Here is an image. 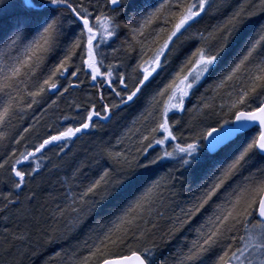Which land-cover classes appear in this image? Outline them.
I'll return each instance as SVG.
<instances>
[{
  "label": "snow or ice",
  "instance_id": "obj_1",
  "mask_svg": "<svg viewBox=\"0 0 264 264\" xmlns=\"http://www.w3.org/2000/svg\"><path fill=\"white\" fill-rule=\"evenodd\" d=\"M84 136L88 170L42 224L21 193ZM0 148V264H22L33 229L65 264L169 247L172 264H264V0H0Z\"/></svg>",
  "mask_w": 264,
  "mask_h": 264
},
{
  "label": "rangeland",
  "instance_id": "obj_2",
  "mask_svg": "<svg viewBox=\"0 0 264 264\" xmlns=\"http://www.w3.org/2000/svg\"><path fill=\"white\" fill-rule=\"evenodd\" d=\"M117 43H118V41H117ZM115 46H116V44H113V47H115ZM106 50L110 52V49H106ZM81 78L83 79V77H81ZM105 95H107V92L105 93ZM72 96H83V92L74 91V92L70 93L69 96L62 99L59 102L61 109H66L67 103H68V101L71 100ZM52 99H56V97L55 96L45 97V101H47V102H50V100H52ZM193 102H194V99H193ZM188 107L190 108L191 104H188ZM40 114H41L40 113V107L37 106L35 108L34 112L31 113L27 117V123H24L23 127H27L28 123L32 122V119H31L32 115L39 116ZM184 116H186V115L184 114ZM184 116H183V119L186 121V118ZM131 118L127 115V120H130ZM178 118H180L179 113L173 117V119H178ZM187 120H188V118H187ZM109 124H110V127L104 128L103 135H104V138H107L109 135H111V136H113V139H114L115 135L119 134L120 127L118 125L114 124L113 122H109ZM18 131H22V127L19 128ZM18 131L16 134H18ZM98 135H100V134H98ZM185 135H187V133H185ZM28 139H29V141H33V134H29ZM93 139L94 138H90L88 136L81 137V139L76 140L71 145V148L69 150H67L66 154L61 156L59 159H57L56 156L54 155V153L58 151L57 148H49L48 151L45 152V156L51 157V161L46 163V166L43 168V170L40 173L44 172L43 175L46 174L45 177L46 178L48 177L49 179L50 178L51 179H50V181L46 182V184L44 182L45 187H43V192L42 191L40 193L38 192V189H40V186H41V183H39V182L36 184L34 183L32 185V187H30V188H35V191L37 192V199L32 201L31 207L33 209L40 210V216H41L42 224L44 223L45 218L48 216L49 210L52 207H54V202L49 199V193H51L50 192V190H51L50 185H53V183H54L53 179H52V177L54 176V172L56 171L58 174V175H56V177L61 179L62 177L66 176V175L70 176L72 174V171L76 167L80 166L82 163L84 164V161L85 162L88 161V163L86 165H90L91 161L89 160V155H90V152L92 150V140ZM0 151H2V148H0ZM54 165H58L59 167L54 168L53 167ZM86 165H85V167H86ZM170 166L171 165H167V167H170ZM87 170H88V168H85V171H87ZM39 176L40 175H36L34 177V179L31 180L30 185L32 184V182H35L37 180L40 181V178L38 179ZM9 187H10V185L8 183H0V190H2V191H5V192L8 191ZM28 187L25 188L24 192H27ZM17 207H19V206H17ZM13 211H15V210H13ZM16 223H17V221L15 219H13L11 221V223H9L7 226L13 227ZM4 226H5L4 223L2 221H0V233H2ZM34 231H35V229H33L32 240H31V242H33V243H34V239H36V235H37L36 232H34ZM43 244L45 246V248H44V263L45 264H51L52 257H54L56 255V253L58 252L59 246H58V244L48 243L47 237H46V239H44ZM35 247H36V245H34V248ZM29 250H30V248H29ZM29 250L25 254H27L29 252ZM173 251H174V249H173ZM168 253H169V251H168ZM168 253H164V254L168 256V255H170ZM164 258H165V256L159 255L157 257V264H160V262L163 261ZM168 264H172V260L170 259V257L168 260Z\"/></svg>",
  "mask_w": 264,
  "mask_h": 264
},
{
  "label": "trees",
  "instance_id": "obj_3",
  "mask_svg": "<svg viewBox=\"0 0 264 264\" xmlns=\"http://www.w3.org/2000/svg\"><path fill=\"white\" fill-rule=\"evenodd\" d=\"M202 90V89H201ZM195 101V100H194ZM186 116H184L185 118H186V121H187V118H188V114H187V112H185L184 113ZM132 115H134V113H132V112H130L129 114H128V116L131 118L132 117ZM108 128V127H110V124L109 123H107V124H105L104 125V128ZM88 163V161L87 162H85L84 161V165H86ZM88 166L89 165H86V167L85 168H88ZM166 168H167V165L165 166V169L164 170H166ZM44 174V172H42V173H40V174H38V175H40L39 177H38V179L40 178V183H41V186H40V189H38V192L40 193L41 191L43 192V187H45L44 186V182H45V184H46V182H48V181H50V179L47 177H45L46 176V174L45 175H43ZM56 175H58L57 174V172L55 171L54 172V176L52 177V179H53V185H50V188H51V190H50V192H51V194L52 195H58V193H59V191H61V188H60V178H57L56 177ZM43 177V178H42ZM36 184V182H32V184L28 187V189H27V192H23V193H21V198L22 197H24V195L26 194L27 195V193H28V191H29V188L30 187H32V185L33 184ZM32 190H35V188H31ZM181 199H183V196L181 197ZM34 232H36V239H34V243L33 242H31V244H32V247H30V250H29V252L27 253V254H24L23 255V257H21V261H22V264H45L44 263V248H45V246H44V239H46V237L41 233V232H39V231H34ZM42 237V238H41ZM34 245H36V247L34 248ZM59 247V250H58V252H60L61 251V248H67L68 247V245H58ZM168 251H169V253H168ZM173 252V248L172 247H169V248H165V249H163L160 253H159V255H163V256H165V257H170V259H171V253ZM164 253H168V254H170V255H165ZM158 255V256H159ZM66 259H67V257H65L63 254H61V256H57V255H55L54 257H52V260H51V264L53 263V264H65V261H66ZM172 260V259H171ZM46 261V260H45Z\"/></svg>",
  "mask_w": 264,
  "mask_h": 264
},
{
  "label": "bare ground",
  "instance_id": "obj_4",
  "mask_svg": "<svg viewBox=\"0 0 264 264\" xmlns=\"http://www.w3.org/2000/svg\"><path fill=\"white\" fill-rule=\"evenodd\" d=\"M193 99H194V98H193ZM194 102H195V101H194ZM89 156H90V155H89ZM87 158H88V157H87ZM35 182H36V183H38V182L40 183V181H38V180H37V181H35Z\"/></svg>",
  "mask_w": 264,
  "mask_h": 264
}]
</instances>
